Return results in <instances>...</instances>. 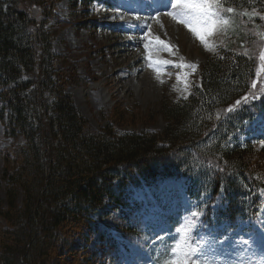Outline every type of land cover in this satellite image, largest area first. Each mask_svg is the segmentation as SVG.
<instances>
[{
	"label": "trees",
	"instance_id": "obj_1",
	"mask_svg": "<svg viewBox=\"0 0 264 264\" xmlns=\"http://www.w3.org/2000/svg\"><path fill=\"white\" fill-rule=\"evenodd\" d=\"M61 1L0 0V120L13 138L0 148V264H71L90 254L92 218L109 201L123 213L126 235L142 234L125 208L143 203L132 207L127 191L169 179L185 181L196 233L219 240L256 233L264 208V76L246 27L256 24L264 0H218L234 11L221 13L226 39L206 56L199 81L147 112L163 117L161 132L126 133L115 130L128 122L120 105L94 133L67 91L76 67L59 60L51 30L65 23L56 14ZM68 2L70 23L89 29L81 11L94 2L115 6ZM255 78L263 82L253 87ZM79 237L84 247L62 249Z\"/></svg>",
	"mask_w": 264,
	"mask_h": 264
},
{
	"label": "rangeland",
	"instance_id": "obj_2",
	"mask_svg": "<svg viewBox=\"0 0 264 264\" xmlns=\"http://www.w3.org/2000/svg\"><path fill=\"white\" fill-rule=\"evenodd\" d=\"M116 3V8L109 9L94 2L86 12L81 11L84 21H91L93 29L70 23L74 15L68 0L58 4L56 14L65 23L51 25L54 51L61 62L66 57L74 63L77 73L67 91L73 95L80 113L88 120L89 130L94 133L102 132L107 117L119 109L118 105L121 112L127 113L128 122L117 125V132L141 131L143 128L161 132L165 126L163 117L147 112L157 111L163 97L173 100L189 93L192 83L200 79L206 56L226 39L224 28L217 27L213 34L206 36V47L183 23L165 14L180 10L179 6L162 8L167 0H116ZM255 26H260L262 31ZM246 30L258 74L264 76L261 70L264 61L260 59L264 53L261 34L264 33V4L256 24L247 25ZM156 37L171 50L157 44ZM258 81L261 80L255 78L256 86ZM12 143L13 138L6 135L0 120V148L11 147ZM3 163L0 155V181ZM127 196L132 207L143 203L133 211L125 208L131 214L130 219L138 221L142 234L127 236L123 213L108 200V204L92 218L90 254L79 253L71 264H88L91 256L95 264H164L166 247L175 243L172 237L178 239L177 228L182 227L192 213L182 182L174 179L159 182L139 191L128 190ZM4 205L2 201L0 206ZM260 223L262 227L257 233L237 241L205 237L204 233H196V228L195 233L212 242L209 259H214L215 264H264V209ZM86 244V238L79 237L62 249L68 252ZM105 250L108 251L106 255ZM52 264H58V261L54 260Z\"/></svg>",
	"mask_w": 264,
	"mask_h": 264
},
{
	"label": "snow or ice",
	"instance_id": "obj_3",
	"mask_svg": "<svg viewBox=\"0 0 264 264\" xmlns=\"http://www.w3.org/2000/svg\"><path fill=\"white\" fill-rule=\"evenodd\" d=\"M178 6L180 7L178 13L170 11L165 14L177 20L178 23H183L206 47H208L206 36L213 34L217 27L228 23L221 13L234 11L231 7L223 8L218 0H176V3H173V0H167V3L161 5L165 9L169 7L176 9ZM156 18L158 19V16ZM155 41L169 51L171 50L159 37H156ZM145 48H148L147 44ZM149 59H151V55H149ZM260 59L264 61V53L261 54ZM163 63H167V61H163ZM178 66L183 67L184 65ZM261 70L264 71V65H262ZM252 86L256 87V84L254 83ZM232 110L229 109V111ZM197 217L198 213L192 212L190 219L182 227L177 228L178 239L172 237L175 243L166 247L163 255L167 259L164 264H215L214 259L211 261L209 259L212 242L195 233ZM242 243L247 244L248 242L242 241Z\"/></svg>",
	"mask_w": 264,
	"mask_h": 264
}]
</instances>
